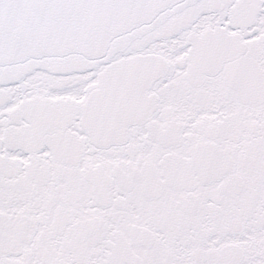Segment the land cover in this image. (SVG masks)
<instances>
[{"label": "snow or ice", "instance_id": "snow-or-ice-1", "mask_svg": "<svg viewBox=\"0 0 264 264\" xmlns=\"http://www.w3.org/2000/svg\"><path fill=\"white\" fill-rule=\"evenodd\" d=\"M0 264H264V0H0Z\"/></svg>", "mask_w": 264, "mask_h": 264}]
</instances>
